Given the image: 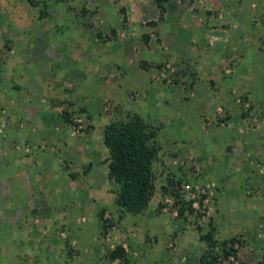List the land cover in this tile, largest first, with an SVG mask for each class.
Instances as JSON below:
<instances>
[{"label":"rangeland","instance_id":"obj_1","mask_svg":"<svg viewBox=\"0 0 264 264\" xmlns=\"http://www.w3.org/2000/svg\"><path fill=\"white\" fill-rule=\"evenodd\" d=\"M146 1L157 14L131 25L122 0H0V136L42 120L58 134L15 146L44 157L42 182L26 174L38 244L26 257L5 247L0 264H202L208 232L217 252L235 250L225 264H264V0H166L164 14ZM170 7L193 19L182 34L206 31L181 58L158 27ZM135 114L161 149L141 213L118 205L104 142Z\"/></svg>","mask_w":264,"mask_h":264},{"label":"crops","instance_id":"obj_2","mask_svg":"<svg viewBox=\"0 0 264 264\" xmlns=\"http://www.w3.org/2000/svg\"><path fill=\"white\" fill-rule=\"evenodd\" d=\"M122 3L125 4L124 7L126 12L124 11V16L130 21L131 25L139 24L141 20H144L148 16H154L155 13L157 14L156 7L154 9L151 8L149 2L146 0H122ZM172 10V7H170V11L166 17L167 23H159L158 27H161L162 32L160 36L163 38L165 44L168 42L171 45L170 47H173V56L181 58V53L189 50L187 46H185V49H183L182 46L187 44L191 45V47H189L190 53H194L197 50V39L200 40L201 35L205 37L206 31H202V34H199L195 29L190 28V34H182V25L185 21L192 19L189 17L191 15L187 14V12L178 14ZM178 19H181L182 24L180 22H178L179 24L177 25L176 23H172ZM172 29L174 31H172ZM192 44H196V46L194 47ZM210 53L213 54L214 49L210 51ZM188 56H190V54ZM211 58H213V56H211ZM172 100L179 104L181 101H187V98L177 94L172 97ZM200 103L202 104L201 106L206 107V110L211 109L213 105V101H210L209 97L203 98V96L196 99L195 104ZM206 110L203 109L200 115L203 116L206 114ZM186 114H188L187 111ZM42 121H39V127H6L3 134L4 136H0V144L4 145L5 149H7V152H0V253L4 252L3 250L5 247H11V245L14 244L15 246L18 245L19 252L23 253L26 257L28 254L27 246L30 245V250L33 251L32 247L36 245V240H38V238L33 237L31 233H28L26 229L29 223V221H27V219H29V206L26 196L30 193L27 187L28 184L33 186L34 183L32 182L35 178L41 182L43 180L41 174H43L42 167L45 166L39 159L43 154H27L25 151L17 152L15 146L19 144L24 145L23 147L26 145L29 147L45 137L51 138L50 135L53 133L52 130L54 127H50ZM256 130L257 129L251 130L248 136L250 137L253 135L259 139V137L255 135L257 134ZM57 135L58 134L54 137L52 136L51 139L57 140ZM49 164H52V168L55 169L54 174H57L55 161L51 159V161H48L47 165L49 166ZM26 174L31 177L32 182H27L28 179ZM40 181L35 185L40 186ZM45 187L46 188L41 190H45L46 194H51L53 192V189L50 193L48 191L50 188L47 186ZM40 188L34 192L36 193L35 195L43 194L39 191ZM55 191H57V189ZM51 195H53V193ZM15 252H18V250L16 249Z\"/></svg>","mask_w":264,"mask_h":264},{"label":"trees","instance_id":"obj_3","mask_svg":"<svg viewBox=\"0 0 264 264\" xmlns=\"http://www.w3.org/2000/svg\"><path fill=\"white\" fill-rule=\"evenodd\" d=\"M165 1L156 0L162 14L166 10ZM155 137L156 131L138 114L131 116L129 120L112 122L105 129L104 142L110 152L109 177L117 185L116 201L125 211L143 212L154 195L156 188L154 163L161 150ZM171 183L182 184L173 181ZM176 194L181 197L179 193ZM186 210L187 208L181 206L180 215H185ZM202 238L209 244V249L200 257L202 264H225L221 259L235 252L226 249L221 253L217 252L215 249L217 241L213 232L204 234ZM109 256L113 260L125 259L126 250L123 246H118Z\"/></svg>","mask_w":264,"mask_h":264}]
</instances>
